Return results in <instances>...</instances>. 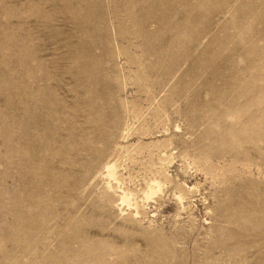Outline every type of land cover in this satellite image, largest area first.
Returning <instances> with one entry per match:
<instances>
[{
  "label": "rangeland",
  "instance_id": "obj_1",
  "mask_svg": "<svg viewBox=\"0 0 264 264\" xmlns=\"http://www.w3.org/2000/svg\"><path fill=\"white\" fill-rule=\"evenodd\" d=\"M0 264H264V0H0Z\"/></svg>",
  "mask_w": 264,
  "mask_h": 264
},
{
  "label": "bare ground",
  "instance_id": "obj_2",
  "mask_svg": "<svg viewBox=\"0 0 264 264\" xmlns=\"http://www.w3.org/2000/svg\"><path fill=\"white\" fill-rule=\"evenodd\" d=\"M173 40H174V38H173ZM164 47V46H163ZM136 131V130H135ZM160 160V159H159ZM111 164V163H110ZM107 166V165H106ZM108 170H109V175L110 176H112V177H115V175H116V173L114 172L115 171V165L114 164H112V165H109L108 166ZM106 172V171H105ZM109 177V176H108ZM107 181V180H106ZM107 183V182H106ZM109 186V185H108ZM155 187V186H154ZM156 188H157V186H156ZM180 197V196H179ZM128 198L126 197V196H123L122 197V200L123 201H126Z\"/></svg>",
  "mask_w": 264,
  "mask_h": 264
}]
</instances>
